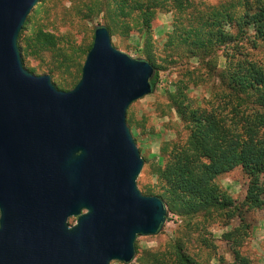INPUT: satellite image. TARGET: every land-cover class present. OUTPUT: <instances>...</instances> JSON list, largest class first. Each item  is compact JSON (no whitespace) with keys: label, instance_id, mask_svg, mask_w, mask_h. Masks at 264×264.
<instances>
[{"label":"water","instance_id":"1","mask_svg":"<svg viewBox=\"0 0 264 264\" xmlns=\"http://www.w3.org/2000/svg\"><path fill=\"white\" fill-rule=\"evenodd\" d=\"M38 1L0 0V264L130 263L168 213L137 186L144 162L126 122L154 67L97 24L79 80L56 88L19 52Z\"/></svg>","mask_w":264,"mask_h":264},{"label":"trees","instance_id":"2","mask_svg":"<svg viewBox=\"0 0 264 264\" xmlns=\"http://www.w3.org/2000/svg\"><path fill=\"white\" fill-rule=\"evenodd\" d=\"M42 2L39 0L28 16L18 42L23 66L32 73L37 71L27 66L28 58L58 47V37L39 22ZM96 6L97 13L105 12V26L111 36L140 33V57L155 70L151 93L162 68L155 61L152 21L160 12L172 14L163 47L166 57L173 62L177 61L174 56L196 58L199 67L183 65L174 90L168 92L169 107L187 133L161 144L158 161L149 163L160 191L146 187L145 194L160 197L168 213L183 220L201 212L206 219L217 216L225 223L238 218V225L222 232L221 237L231 251V264H253L240 247L250 232L247 215L264 206V60L254 59L249 51L264 45V0H219L213 5L197 0H107ZM91 45L82 50L84 57ZM220 47L225 58L222 68L218 67ZM71 60L77 68L70 83H58L51 75L58 89L68 90L80 78L82 63ZM214 77L218 86L213 87L209 101L195 105L189 96L190 87ZM126 122L137 141L133 130L138 125L130 106ZM142 159L144 163L149 160ZM235 168L247 177L240 201L216 182L218 176ZM202 242L209 244L205 237ZM135 257L136 264H207L188 253L184 237L172 239L165 251L140 252L135 242Z\"/></svg>","mask_w":264,"mask_h":264},{"label":"rangeland","instance_id":"3","mask_svg":"<svg viewBox=\"0 0 264 264\" xmlns=\"http://www.w3.org/2000/svg\"><path fill=\"white\" fill-rule=\"evenodd\" d=\"M106 1L43 0V12L39 22L44 29L58 37V47L55 50L44 51L38 57L28 58L27 66L36 68L37 73L34 74H48L50 77L52 75L58 83L71 82V75L77 68L75 64L73 65L71 58L75 62L83 64L85 57L82 50L92 43L95 25H105V12L97 13L98 6L96 5L99 2L104 5ZM197 1L204 5H213L219 0ZM172 21V14L166 12H160L152 21L155 61L162 65V68L159 70L153 92L135 100L130 105L137 125H141L133 130L137 137L136 145L141 157L149 159L148 162L143 163L137 178V186L144 194L146 187H152L154 192L160 191L159 184L150 173L149 163L158 161L161 144L177 137H184L187 133L176 112L169 107L168 92L174 90V82L183 65L189 68L199 67L196 58L174 56L177 61L173 62L172 58L166 57L163 47L166 35L171 30ZM111 42L127 55L133 58H143L139 54L142 48V38L139 32L132 31L128 37L113 35ZM249 51L254 59L264 60V45H258ZM222 53L223 47H220L217 50L219 68L225 64ZM50 70L52 71L50 72ZM217 86L218 81L214 77L212 81H205L198 86L190 87L189 96L193 98L195 105H206L211 98L213 87ZM216 182L236 201L243 199L247 177L240 168L218 176ZM247 220L250 223V232L240 247V251L243 255L248 256L253 264H264V206L250 212L247 215ZM69 222L73 223L74 219L70 218ZM238 222L239 219L234 218L227 224L223 218L217 216L206 219L202 212L186 220L167 213L163 228L157 234L139 236L136 243L140 252L144 249L165 251L172 239L184 237L188 253L200 262L231 264L233 257L221 234L238 225ZM186 234L187 236H185ZM204 237L207 239L208 245L202 242ZM110 264H136V257L134 256L130 263L111 261Z\"/></svg>","mask_w":264,"mask_h":264},{"label":"flooded vegetation","instance_id":"4","mask_svg":"<svg viewBox=\"0 0 264 264\" xmlns=\"http://www.w3.org/2000/svg\"><path fill=\"white\" fill-rule=\"evenodd\" d=\"M74 219V218H73Z\"/></svg>","mask_w":264,"mask_h":264}]
</instances>
